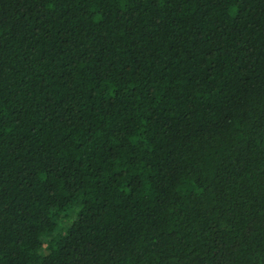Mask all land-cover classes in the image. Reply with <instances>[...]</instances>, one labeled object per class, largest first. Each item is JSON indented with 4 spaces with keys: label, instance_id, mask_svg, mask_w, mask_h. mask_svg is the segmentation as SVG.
Returning <instances> with one entry per match:
<instances>
[{
    "label": "trees",
    "instance_id": "obj_1",
    "mask_svg": "<svg viewBox=\"0 0 264 264\" xmlns=\"http://www.w3.org/2000/svg\"><path fill=\"white\" fill-rule=\"evenodd\" d=\"M0 264H264V0H0Z\"/></svg>",
    "mask_w": 264,
    "mask_h": 264
}]
</instances>
